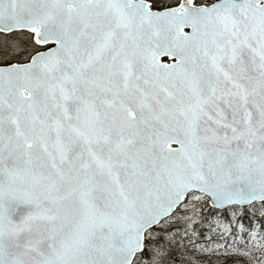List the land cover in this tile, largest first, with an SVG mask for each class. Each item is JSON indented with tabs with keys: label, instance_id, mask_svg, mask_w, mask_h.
Segmentation results:
<instances>
[{
	"label": "snow or ice",
	"instance_id": "obj_1",
	"mask_svg": "<svg viewBox=\"0 0 264 264\" xmlns=\"http://www.w3.org/2000/svg\"><path fill=\"white\" fill-rule=\"evenodd\" d=\"M0 264H264V0H0Z\"/></svg>",
	"mask_w": 264,
	"mask_h": 264
}]
</instances>
